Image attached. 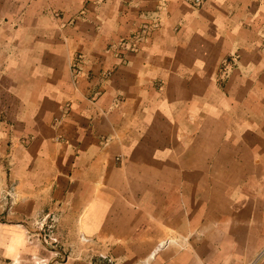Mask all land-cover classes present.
<instances>
[{"label":"crops","instance_id":"1","mask_svg":"<svg viewBox=\"0 0 264 264\" xmlns=\"http://www.w3.org/2000/svg\"><path fill=\"white\" fill-rule=\"evenodd\" d=\"M2 157L0 264H264V0H0Z\"/></svg>","mask_w":264,"mask_h":264},{"label":"built area","instance_id":"2","mask_svg":"<svg viewBox=\"0 0 264 264\" xmlns=\"http://www.w3.org/2000/svg\"><path fill=\"white\" fill-rule=\"evenodd\" d=\"M191 3L195 6H201L204 2V0H190ZM160 27V22L158 20H155L153 23L151 24H145L143 25L140 30L138 32H136L135 34L132 35V40H134L136 43H141L145 40H147V38L149 37V35L157 30ZM227 67V66H226ZM72 71H73V75L78 76L80 74V56H76L74 61H73V65H72ZM15 185H10L9 188V193H8V197L10 199L9 203V210H11L12 206L14 205V196H15ZM7 197V198H8ZM6 198V199H7ZM7 202V200H6ZM7 205V203H5ZM56 220L54 218H50V219H42L40 222H38L37 226L39 229V232L44 231V230H48L49 232L53 233V230L55 229V225H56ZM82 241L86 244H93L95 241L92 240L91 238H87L85 236L81 237ZM43 242L46 245H52L54 244V242L56 243V239H52V237H48L47 235H44L43 237ZM51 240V243H50ZM168 242V243H167ZM164 243V244H163ZM159 247L163 248V245L167 246L170 242L169 241H165L163 242ZM56 251V250H53ZM98 258L99 260L96 261V264H118L116 262V260L109 254V253H98ZM91 263H95L93 262L94 260L91 258ZM38 264H51V262H47L45 260L41 261ZM251 264H258V261L252 262Z\"/></svg>","mask_w":264,"mask_h":264},{"label":"rangeland","instance_id":"3","mask_svg":"<svg viewBox=\"0 0 264 264\" xmlns=\"http://www.w3.org/2000/svg\"><path fill=\"white\" fill-rule=\"evenodd\" d=\"M1 159H2L3 164L0 167V209H2L6 213L9 211V206H10L8 203V201L10 202V199L8 197L10 184L8 182L9 176H8V170H7L6 157H2ZM6 200H7V202H6ZM5 203H7V205ZM55 230L56 229L53 230V233L49 232L48 230H44V231L38 232V234L36 236H29V243H33V244L35 243L34 246H45V248L47 246H49V247L59 249L61 247V240L57 236V233ZM44 235H47L48 237H52V239H56V243L54 242V244H52V245L44 244V242H43L44 241L43 240ZM50 243H51V240H50ZM89 254H91L90 258H92L94 261L95 260L98 261L97 259H99V258H98L97 252H96L97 255H95V256L93 255V254H95L94 251L89 252Z\"/></svg>","mask_w":264,"mask_h":264},{"label":"bare ground","instance_id":"4","mask_svg":"<svg viewBox=\"0 0 264 264\" xmlns=\"http://www.w3.org/2000/svg\"><path fill=\"white\" fill-rule=\"evenodd\" d=\"M168 243V242H167ZM164 244V243H163ZM163 247H165V245H163Z\"/></svg>","mask_w":264,"mask_h":264}]
</instances>
